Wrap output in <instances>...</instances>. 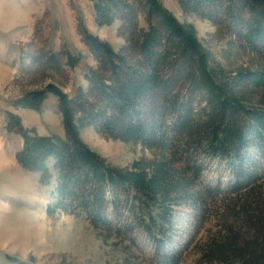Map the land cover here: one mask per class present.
Returning a JSON list of instances; mask_svg holds the SVG:
<instances>
[{"label": "trees", "instance_id": "obj_1", "mask_svg": "<svg viewBox=\"0 0 264 264\" xmlns=\"http://www.w3.org/2000/svg\"><path fill=\"white\" fill-rule=\"evenodd\" d=\"M175 1L185 13L215 25L223 18L238 26L245 23L246 33L237 36L264 56V0ZM94 7L99 26L121 21L127 46L116 53L80 27L85 45L97 60V68L87 77L91 97L71 100L51 84L23 97L18 106L40 112L47 93L56 96L66 135L63 139L31 136L21 118L12 115L7 129L19 134L24 143L16 159L26 171L39 173L42 182L57 175L55 210L83 214L93 227L118 233L131 243L143 232L162 264H179L180 250L172 255L163 252L173 229L169 206L183 197L179 194L189 192L193 183L203 181V162L232 159L236 182L228 190L256 185L264 171L256 169L255 155L250 152L263 149L264 159V108L251 107L264 104V72L240 69L224 75L193 29L182 26L161 0H97ZM138 14H144L146 30L139 27ZM53 62L57 69L58 61L54 58ZM197 93L201 99L196 104ZM92 97L112 112L94 114V106L88 105ZM78 122L96 125L106 138L156 151L162 159L157 172L148 179L108 167L80 139ZM208 188L192 197L201 214L207 209V197L218 193ZM256 206L250 198L243 200L244 224L259 236L254 240H263L260 257L252 254L247 264H264V210Z\"/></svg>", "mask_w": 264, "mask_h": 264}, {"label": "rangeland", "instance_id": "obj_2", "mask_svg": "<svg viewBox=\"0 0 264 264\" xmlns=\"http://www.w3.org/2000/svg\"><path fill=\"white\" fill-rule=\"evenodd\" d=\"M96 1L0 0V264H17L13 260L30 264H162L143 232L131 243L118 233L93 227L83 214L55 210L57 175L45 183L39 173L26 171L16 159L23 139L7 129L15 115L31 136L65 137L59 101L52 93H47L40 112L18 103L50 84L71 100L91 97L87 77L97 68V60L85 45L80 27L107 42L116 53L127 46L120 20L98 25ZM161 4L182 26L193 29L199 44L224 75L240 69L264 72V56L237 36L246 33L245 23L238 26L223 18L220 25H215L185 13L175 0H161ZM137 20L141 29L148 28L144 14H138ZM54 58L59 69H55ZM193 99L197 104L201 96L197 93ZM83 102L87 104V100ZM88 102L94 106V114L112 112L95 97ZM251 107L262 109L264 104L253 103ZM77 125L80 139L108 167L151 179L162 163L156 151L141 144L106 138L94 124ZM250 152L255 155L256 169H264L263 149L252 148ZM203 164V181H196L189 192L170 203L173 229L163 252L172 255L180 250L179 264H247L252 254L260 257L263 240H254L259 236L244 224L243 200L250 198L264 210V171H260L256 185L243 191L242 186L228 190L236 182L232 159L208 158ZM206 186L218 193L207 197V209L201 214L192 197Z\"/></svg>", "mask_w": 264, "mask_h": 264}]
</instances>
